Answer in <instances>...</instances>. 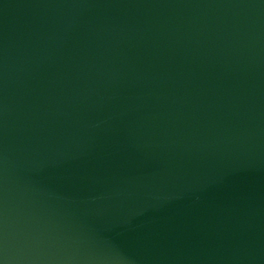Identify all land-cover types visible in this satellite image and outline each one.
<instances>
[{"label":"water","instance_id":"obj_1","mask_svg":"<svg viewBox=\"0 0 264 264\" xmlns=\"http://www.w3.org/2000/svg\"><path fill=\"white\" fill-rule=\"evenodd\" d=\"M0 264H264V0H0Z\"/></svg>","mask_w":264,"mask_h":264}]
</instances>
